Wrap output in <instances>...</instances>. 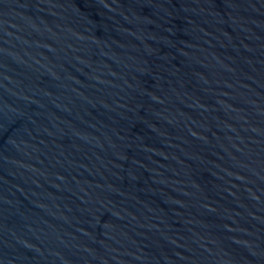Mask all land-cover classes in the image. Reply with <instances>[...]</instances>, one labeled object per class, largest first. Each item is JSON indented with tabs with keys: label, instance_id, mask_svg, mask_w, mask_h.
Masks as SVG:
<instances>
[{
	"label": "water",
	"instance_id": "1",
	"mask_svg": "<svg viewBox=\"0 0 264 264\" xmlns=\"http://www.w3.org/2000/svg\"><path fill=\"white\" fill-rule=\"evenodd\" d=\"M0 264H264V0H0Z\"/></svg>",
	"mask_w": 264,
	"mask_h": 264
}]
</instances>
